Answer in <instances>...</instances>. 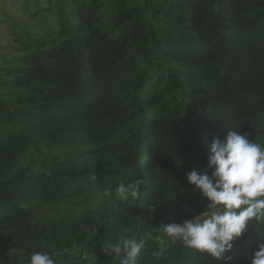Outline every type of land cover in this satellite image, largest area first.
Masks as SVG:
<instances>
[{
	"label": "trees",
	"instance_id": "obj_1",
	"mask_svg": "<svg viewBox=\"0 0 264 264\" xmlns=\"http://www.w3.org/2000/svg\"><path fill=\"white\" fill-rule=\"evenodd\" d=\"M13 1L30 22L9 24L0 58V264L34 251L119 264L102 246L125 229L144 242L138 264H225L167 237L157 260L155 237L212 211L186 173L211 174L214 139L264 144V0ZM40 140L85 148L12 171ZM137 179L134 203L103 195ZM260 243L250 221L227 264H251Z\"/></svg>",
	"mask_w": 264,
	"mask_h": 264
},
{
	"label": "clouds",
	"instance_id": "obj_2",
	"mask_svg": "<svg viewBox=\"0 0 264 264\" xmlns=\"http://www.w3.org/2000/svg\"><path fill=\"white\" fill-rule=\"evenodd\" d=\"M208 168L198 173L195 168L186 173L188 183L194 185L212 209L204 215L161 224L155 239L158 249L153 252L159 260L166 255L165 237L179 241L183 247L207 254L227 264L232 256L225 255L233 248V241L245 231L250 221L264 225V144L254 142L247 133L230 129L223 139L216 138L210 146ZM143 181L119 182L113 189L105 188L103 195L134 203L140 197ZM216 209H219L216 211ZM150 210H153L150 206ZM122 231L115 241L103 244L102 250L118 259L119 264H138L144 242L135 234ZM28 264H56L53 254L34 251ZM251 264H264V243L258 245Z\"/></svg>",
	"mask_w": 264,
	"mask_h": 264
},
{
	"label": "rangeland",
	"instance_id": "obj_3",
	"mask_svg": "<svg viewBox=\"0 0 264 264\" xmlns=\"http://www.w3.org/2000/svg\"><path fill=\"white\" fill-rule=\"evenodd\" d=\"M26 17L27 19H25ZM30 22L18 3L13 0H0V58L9 55L13 51L14 41L9 34V24L11 22ZM85 146H65L51 144L46 140H40L38 145L28 148L22 160L12 171L20 169L22 166L32 161V169L41 172L47 169V165L54 160H68L76 158ZM87 232H93L88 226Z\"/></svg>",
	"mask_w": 264,
	"mask_h": 264
}]
</instances>
